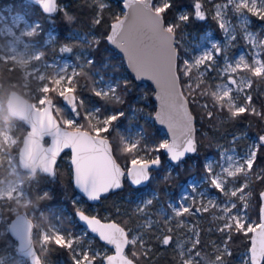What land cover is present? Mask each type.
<instances>
[{"label":"snow or ice","instance_id":"1","mask_svg":"<svg viewBox=\"0 0 264 264\" xmlns=\"http://www.w3.org/2000/svg\"><path fill=\"white\" fill-rule=\"evenodd\" d=\"M33 2L39 6L42 14L49 17L61 10L56 0ZM96 2L98 14L92 23L100 25L103 22V9L107 5L103 0ZM205 3H212V0H194V18L204 21L211 12L223 40L205 31L199 35L198 40L192 41V47H188V34L182 30V26L188 24L190 15L181 11L173 21L165 19V13L174 6L173 0H123V6L128 11L123 18L115 17L107 34L99 37L93 34L92 39L77 33L69 37L80 41L79 46L85 49L76 56V64L67 61L62 66L55 61L44 63L45 53L34 47L35 51L25 66V78L37 80L34 90L36 103L31 106L32 116L26 125L31 143L26 147L30 153H39L43 174L55 176L58 156L64 149H70L74 185L82 198L99 201L106 194L122 189L125 179L139 192L153 179L152 171L161 167L162 154L167 156L170 165L181 166L189 154L197 153L198 140L195 118L190 110L192 107L202 110L201 118L207 116L215 119L226 112L228 120H235L246 113L264 119V112L253 106L251 92L256 83H264V38L250 31V17L264 22V0H223L212 3V8L207 10ZM229 11L236 17L235 24L232 23ZM9 13L8 17L0 13V22L10 21L9 31L13 30V26L23 24L28 37L43 32L38 20L30 21L20 12ZM65 19L71 22L74 17L65 13ZM48 22L54 23L51 19ZM62 34L49 31L45 43L55 42ZM238 35L254 49L251 59L245 54L236 58L230 56V48ZM105 41L119 50L127 67L135 74V79L147 77L155 82L159 89L157 99L160 100L155 120L161 125H167L171 133L170 139L154 143L146 142V138L133 141L121 136L122 152L132 156L126 168H122L113 158L108 139L115 123L125 117L126 113L115 107L110 112H105L102 107L88 108L78 93V89L83 87L79 81L87 79L88 90L99 101L112 106L124 103L130 81L105 78L99 70H94L96 59L88 51ZM75 47V44H64L58 51L68 54ZM182 51L184 58H181ZM0 62L8 63V60L0 57ZM48 69L52 71L48 72ZM7 70L14 72L17 69L9 67ZM210 72L217 74L219 82L213 84L208 79L207 73ZM241 72L248 75H238ZM56 98L62 99L71 118H64L62 109L55 103ZM202 98H208L211 103H201ZM20 110L23 111V105ZM80 119L86 123L79 124ZM45 138H50V145L45 146ZM240 139L241 136L233 135L229 142L230 148L219 143L215 145L218 158H206L203 165V181L207 189L200 190L196 183L188 185L196 195L185 192L179 200L173 198L167 209L161 206L157 213L160 220L151 219L149 213L155 194L153 198L138 200L131 213H124L147 216L144 223H138L135 228L127 227V222L121 226L105 217L90 214L80 206L79 199L73 198L70 201L73 211L67 216L64 215L67 209L50 207L46 213H42L44 223L40 228H34L25 216H18L9 225V232L20 242V252L30 258L29 264H51L48 253L54 248L68 251L72 264H139L138 250L143 249L139 254L145 256L150 251V240H145V235L149 234H154L156 242L162 245L175 243L179 250L177 264H227L226 257L232 255L230 241L240 234L250 242L242 264H264V205L260 209L259 223L252 222L247 215L248 196L251 195L247 191L248 181L254 176L256 180L264 182V169L257 171L254 168L258 162V150L264 148V135H260L258 141L250 145L243 155L238 154L236 147ZM240 177H244L246 182L237 186L235 181ZM168 178L164 177L165 180ZM209 190H215L217 196H209ZM260 197L264 200V192L260 193ZM38 198L40 201L51 199L47 191L39 193ZM169 209L171 214H168ZM210 211L215 213L214 230L223 237L220 244L214 247L211 258L200 247L201 233L197 228H189L190 234L183 240L173 235L175 229L187 227L183 219L186 215ZM116 212L121 214L120 209ZM53 217L55 222H52ZM73 217L85 229L80 235H75L64 226L65 222H73ZM161 223L165 227L161 228ZM170 225H175V228ZM153 229L167 234H155ZM33 233L40 240L38 248L32 243ZM89 234L113 246L114 254L107 255L82 248L81 240ZM129 247L133 249L131 256L125 252ZM0 264H4L3 256H0Z\"/></svg>","mask_w":264,"mask_h":264},{"label":"rangeland","instance_id":"2","mask_svg":"<svg viewBox=\"0 0 264 264\" xmlns=\"http://www.w3.org/2000/svg\"><path fill=\"white\" fill-rule=\"evenodd\" d=\"M23 1L26 4H32L26 0ZM103 2L106 5H108L110 0H103ZM220 2H223V0H212V3H220ZM212 3H205V9L206 10L211 9ZM193 4L194 2L191 5L193 9L192 15H194ZM62 5L63 3L60 5L58 4V6H62ZM189 10L190 9H188L187 6L181 5L180 7L176 8L175 11H171L168 13L166 12L168 15H166L167 17L165 16V19L166 21L171 22L175 19L176 15L181 11L187 12L190 15ZM9 11H11L12 14L16 12L23 13L27 16V18L30 21L37 20L32 18L28 7H24L20 9L17 6H15L12 2L6 3L0 7V13H2L5 17H8L10 15ZM118 12L123 13L122 5H121V10ZM97 14H98V10L96 11L95 16ZM229 16L231 17L232 23L235 24L236 23L235 15L231 11H229ZM211 19H212V13L209 12L206 16V19L203 21L204 28L200 32L197 30L190 29L188 27L189 22L186 26H182V30L188 34L187 42H186L188 47H192V41L198 40L199 35L205 31L212 32L215 38L223 40V38L220 35V30L217 27L216 21L214 20L216 24V27H214L211 25L210 22ZM250 19L252 21L250 25V31L254 33H259L260 38H264V22L259 21L255 17H250ZM9 23L10 21L8 20H4L3 22H0V57H6L8 60L7 64H9V67H15L17 69L15 71L17 77L15 80L11 81V86L9 87V90L16 89L25 97L30 99L33 103H36L34 97V90L37 87V80L25 78V66L27 65L28 59L31 58L33 52L35 51V48L45 53L44 63L51 64L53 61H55L58 65L61 66L65 61H67L69 64H73V65L76 64L77 63L75 59L76 56L81 54L83 51H85V49H82L79 46L80 41L75 39H69L67 44L77 45V47L74 48V51L72 53H68V54L56 53L51 58H47L45 48L48 47L49 51H52L54 48L53 46L57 43V40L55 42L49 41L47 44L45 43V41L48 40L49 31H55L58 33L55 27H51L50 29H48L43 36V40L40 41L39 38H37L36 36L28 37L26 34L27 30L23 24L19 25L18 27L13 26V30L9 31ZM91 26L92 27L87 30H83L78 27H72L67 33V37L69 38L73 33H77L81 36H85L87 39H92L93 34L96 37H99L100 35L95 31L94 25L91 24ZM179 35L180 32L178 31L177 36L179 37ZM25 45H27L28 47L25 48ZM94 49L95 46L93 49H88V51L91 53L92 56H94L93 54ZM253 52L254 49L246 42V40L242 36L238 35L234 44L230 48L229 54L233 58L238 57L240 54H245L249 59H251ZM115 56H119L120 59L116 61H112L111 59H109V56L107 55L104 58V60L99 64V66L96 65L94 66V70H99L105 76V78H110L114 80L127 79L130 75L125 68L123 59L116 52H115ZM181 58H184L183 51L181 52ZM2 63L3 62H0V65ZM220 63L221 64L223 63L222 58H220ZM121 66H123V69L120 70L119 67ZM116 67L118 68V70H116L117 69ZM47 71L51 72L52 69H48ZM238 75L247 76L248 74L241 72ZM207 77L213 84L219 82V77H217V74L215 72L207 73ZM251 92L253 95V106L258 111L264 112V83H261V85L257 90L258 92L257 94H259L258 98H260L262 104L257 103V101L255 100L254 86L253 89H251ZM79 95L85 100L88 108H95L102 106V105L100 106L98 102L95 101L94 99H87L81 94ZM6 98L3 101L2 98L0 97V170L4 171V175L0 176V233L3 234L0 235V256L4 257V264H29L28 259L18 253L16 246L17 242L14 238L10 236L8 232L10 221L15 216V214L21 212L22 210H26L27 214L33 220L34 228H40V226L44 223L42 219V213H46L48 208L50 207L65 208L67 209V211L64 213L65 216H67L72 211L68 208V205L64 201L52 205L46 204L38 208L37 210L33 209V205H32L33 202L30 197V193L26 184L29 181L33 183L32 181H35L34 179L35 175L38 174L39 172H36L35 174L31 175L29 171L22 170L18 164V158H17L18 149L21 145L22 137L26 133L27 129L23 128L16 120L9 119L10 115L7 113L5 107ZM140 99L143 100V103L141 105H136V104L129 105L128 114L126 115V121L120 119L115 123L116 129L120 134V138L121 136H123L125 140H133V141L136 139L146 138V142L148 143H154L163 139H168L167 135L163 131H160L159 129L158 132H155L154 128H151L149 130L146 129V124L149 125L152 124L156 127L153 120V113L155 109L154 110L150 109L151 104L147 99L146 93L144 91L141 93ZM55 103L58 107L62 109V115L64 116V118H71V114L68 112V109L64 107V102L62 101V99L56 98ZM144 103L146 105H143ZM201 103L210 104L211 101L208 98H202ZM102 109L105 112H110L113 110V107L112 105H104L102 106ZM116 109L123 111L122 108H116ZM196 110H197V117L201 120V125L199 127L197 123L195 124L196 139L198 140V151L192 157L198 155L200 152L199 138L207 142L205 144L207 149H211L208 151V153L202 156L201 164L203 170L201 171L200 174L194 173L193 175H190L188 179H186L185 181L179 180L177 183L178 189L176 191H174V189L171 188L169 185L164 184L162 187L164 199H162L160 196V192L158 190L160 186V179L165 180L164 179L165 176H168L169 177L168 179H173L174 176L178 175L179 172L176 166L170 165L169 161L165 160V164L164 166H162V168L154 169L152 171L153 179L150 182H148L147 185L143 187L139 192H137L136 189L131 188L126 190L124 194H122L117 198L115 212L117 209H120L121 215H124L128 218L130 224L127 227L135 228L138 223H144V221L147 219V216L139 217V216L124 214L125 212L131 213V211L135 208L138 200L153 198V195L155 194L156 198L153 201V206L149 208V213L151 214V219L160 220V217L157 215V213L159 212L161 206L167 209L168 203L171 200H173V198H175V200H179L181 194L185 192H187L189 195H196V193L191 192L188 185L196 183L200 190L207 189L208 186L203 181V177H204L203 165L206 158H218L217 155L218 149L215 147L217 143L223 145L225 148H230L231 145L229 144V142L231 141L232 136L239 135L241 136V139L236 142V147L238 154L243 155L247 151L250 145L258 141V137L260 135H264V131L262 130L259 131L256 129V125L254 124L256 122H253V120L250 118V115L252 113H246V117L244 121H242V124L238 122L237 125H235L236 126L235 129L231 131H226L223 127V124L226 121H228V119H226V115H227L226 112L221 114L215 119H210L207 116H206L207 119H203L201 118L202 111H199L201 109L196 108ZM81 111L83 112L84 109H81ZM254 116L255 114L252 115L253 119H255ZM194 117L196 121L195 114ZM263 120L264 119H262V123H264ZM78 123L84 125L86 121L80 119ZM197 129L200 130L201 137L198 136ZM263 151L264 148H260L257 153L258 162L256 165H254V168L257 171H259V169H264V160L261 158V153ZM62 161L69 163V154L63 155ZM128 164L126 166H128ZM196 165H198V162H197V158L194 157L188 163V166L190 168H193ZM185 166H186L185 161H183L182 165L179 166V168H183ZM245 182H246L245 178L240 177L235 181V184L238 186L240 184H244ZM248 183H249V187L247 191L250 192L251 195L248 196L249 207L247 210V215L251 218L252 222L259 223L260 209L262 206V199L260 197V193L264 192V188L259 193H256L257 190L256 179L254 176L248 181ZM45 191L49 193L48 190ZM45 191L41 190L40 193H43ZM208 195L217 196L215 190H209ZM73 198L79 199L80 206L84 209H87L88 213L90 214L97 213V203L94 204L89 203V205H86L85 199L82 198L78 193ZM218 199L222 200L223 197H218ZM168 214H171L170 209L168 210ZM214 214L215 213L210 211L209 213H197L195 215H186L185 217H183V219L187 227L175 229L173 233L174 238L178 237L180 240L186 239L187 236L190 234L188 232V229L195 227L200 231V233L203 230L205 231L206 236L211 237L209 243L213 246L212 248L214 251V247L216 245H219L223 239L221 234L214 230L216 225V221L213 220ZM110 215H111L110 212L105 211L103 217L110 220L111 219ZM72 220L73 222H65L64 226L70 229L75 235L82 234L85 231V229L82 228L78 222H75L74 217L72 218ZM52 222H55L54 217L52 218ZM170 226L175 228V225H170ZM160 227L163 228L165 226L161 223ZM209 229L212 230L210 231ZM154 230L157 232L156 229ZM157 233L167 234L160 232ZM95 238L96 237L93 236L92 234H89L88 236H84L81 240L80 246L82 248L98 251L102 254L108 255L111 252V249L105 244L102 245L97 244ZM145 240H146V235H145ZM33 243L37 248L40 245V240L37 238L35 233H33ZM8 244H10L11 246L6 247V245ZM172 246L177 251L179 258V250L176 249L175 243H173ZM138 251L143 252V249H139ZM247 251L248 249L239 254L237 258L239 264H242L243 258L245 257ZM50 262L51 264H68L64 259H59L58 261H50Z\"/></svg>","mask_w":264,"mask_h":264},{"label":"trees","instance_id":"3","mask_svg":"<svg viewBox=\"0 0 264 264\" xmlns=\"http://www.w3.org/2000/svg\"><path fill=\"white\" fill-rule=\"evenodd\" d=\"M12 2L15 6L22 9L24 7H28L29 12L31 13L32 18L37 19L41 27L43 29V32L36 35L37 38H39L40 41L43 40V36L45 32L50 29L51 27H55L59 33H63L62 35L58 36L57 43L53 46V50L49 51V48H45L46 57L51 58L56 53H59V47L61 45L67 44L69 38L67 37V33L72 27H78L83 30H87L91 28V24L93 18L95 17L96 11L98 10V6L95 2V0H57V5L62 4V6H58L59 11L52 14L51 17L47 16V14H42L40 12L39 7L36 4H26L23 0H0V7L3 6L6 3ZM194 0H173V7L167 11H175L176 8L180 7L181 5H185L190 9V21L188 27L192 30L202 31L204 28L203 21H197L194 18L193 9L191 7ZM121 10V4L119 0H110L109 4L103 9L102 17L103 22L100 25H94L95 31L101 36L102 34H107L109 30V26L111 21L115 19V17L120 16L122 13L118 12ZM65 13L68 15H71L74 17V19L69 22L65 19ZM165 13V16L168 15ZM167 17V16H166ZM53 20L54 23L50 24L48 21ZM211 25L216 27V24L213 19H211ZM115 50L111 49L107 42H102L98 47H95L94 49V57L96 59V66H99V64L104 60V58L108 55L109 59L112 61H116L119 58V56H115ZM9 68V64L2 63L0 65V97L4 101L7 93L9 91V87L11 86V81L15 80L17 77L16 72H10L7 69ZM117 68V67H116ZM120 70L123 69V66L119 67ZM118 70V68L116 69ZM127 80L130 81V87L128 89V92L126 95H124V103L120 105H115L112 107L115 108H122L123 111L128 114L129 105H141L143 103V100L140 99L141 93L144 91L146 93V97L149 100L151 107V110L155 109V105L151 100V95L153 93L152 87L148 83H140L132 79V77H128ZM80 85L83 87L78 89V93L84 96L87 99H94L98 102V104L101 106L106 105L103 101H99L98 98H95L91 95L90 91L88 90L89 82L87 79H81L79 81ZM261 83H256L254 85L255 88V100L257 103L262 104V101L260 98H258L257 90ZM143 105H146L145 103ZM101 106V107H102ZM191 110L196 116L195 124L201 125V120L197 117V110L196 108L192 107ZM202 111V110H199ZM126 115L125 117L121 118V120L126 121ZM253 114L250 115V118L253 120V122L256 125V129L259 131H264V123H262V118L260 116L255 115V119L252 117ZM246 117V114L243 116L235 119V120H228L223 124V127L226 131H231L236 128L235 125L237 123H241L244 121ZM9 119L16 120L23 128H26V126L16 118L9 116ZM203 119H207L206 116L203 117ZM264 121V120H263ZM198 127V128H199ZM151 128L155 129V132H158L159 130L154 125L146 124V129L149 130ZM27 129V128H26ZM198 136L200 135V130L197 129ZM108 137L111 140L113 153L116 157V159L121 163L123 167H126V165L129 163L131 156L127 153L122 152L123 148V142L120 138V134L116 129V125L114 126V130L110 131V134ZM200 140V147H199V154L194 156L197 158L198 165H196L193 168H190L188 166V163L191 161L193 155L188 156L184 161L186 166L183 168H179V166H176L178 168V175L174 176L173 179H167L162 180L160 179V186L158 188L160 192V196L162 199H164V195L162 192V187L164 184L169 185L171 188L176 191L178 189V181H185L188 179L190 175H193L194 173L200 174L202 169V156H204L206 153H208L209 150L205 146L207 143L205 140ZM65 154H69V152H64L61 157L58 160V164L55 168V176L49 177L43 174H36L34 179L35 181L27 182V187L30 193V197L32 199V205L33 209L37 210L38 208L44 206V205H52L57 204L59 202L64 201L68 208L73 211V206L71 204V200L73 197L77 194L76 190L73 187L72 180H71V168L69 166L68 162L62 161V156ZM261 158L264 160V151L261 153ZM165 160H167V157L162 154V166L165 164ZM4 175V171L0 170V176ZM33 179V180H34ZM135 189L133 186L129 185V183L125 180L124 187L121 190L115 191L113 193H110L100 199V201L97 203V215L100 217L104 216L105 211L110 212V218L119 222L121 225H125V222H127V226L130 224L128 218L124 215L117 214L115 212L116 208V202L117 198L124 194L126 190L128 189ZM256 193H259L264 188V182L260 180H256ZM41 190H48L51 199L40 201L38 196ZM86 205H89V202L85 200ZM153 206V205H152ZM153 233L158 234L154 229ZM201 241L202 245L200 246L203 253L211 258L213 253V246L209 243L210 236L205 235V231H201ZM146 240H150L148 255H140L139 253H142L138 251V260L139 264H177L179 258L177 251L173 248L172 244L169 246L162 245L155 240L154 234L146 235ZM95 241L97 244L102 245L100 241H98L97 238H95ZM250 247V242L247 237L243 235H235L233 239L230 241V249L232 255L230 257H226L227 264H239L237 258L240 253L247 250ZM54 248V246H53ZM133 249L131 247L126 249V253L131 256V252ZM48 259L50 261H58L59 259H64L68 264H72L71 255L68 251L64 249H55L50 251L48 253Z\"/></svg>","mask_w":264,"mask_h":264},{"label":"water","instance_id":"4","mask_svg":"<svg viewBox=\"0 0 264 264\" xmlns=\"http://www.w3.org/2000/svg\"><path fill=\"white\" fill-rule=\"evenodd\" d=\"M32 4H35L33 2V0H26ZM121 2V5H122V9H123V13L121 14V18H123L124 16V13H126L128 11L127 8H125L123 6V0H119ZM56 3H57V0H56ZM38 6V5H37ZM39 7V6H38ZM114 22V20L112 21ZM111 22V23H112ZM110 23V25H111ZM110 31V27H109V30L108 32ZM109 47H111L112 49H114L116 51V53L118 55L121 56V58L123 59V62H124V65H125V68L127 70V72L129 73V75L132 77V79H134L135 81L137 82H140V83H148L152 89H153V93H152V96H151V100L152 102L155 104V110H154V113H153V120H154V123L156 125V128L159 129L160 131H163L168 139L171 138V133L168 131V128H167V125H161L158 121L155 120V113L157 111H159L160 109V100L157 99V96H158V93H159V89L157 88L156 84L154 81H152L151 79L147 78V77H144V78H141V79H135L134 76L135 74L131 72V70L127 67L125 61H124V58L123 56L120 54L119 50L115 48V46L107 43ZM34 103L28 99L27 97H25L23 94H21L19 91H17L16 89H10L7 93V98H6V101H5V107H6V110H7V113L16 118L17 120L21 121L25 126L29 123L30 119H31V116H32V105ZM23 105V111L20 110V106ZM191 110V109H190ZM55 115V114H54ZM194 116V114H193ZM195 118V117H194ZM196 128V126H195ZM71 130V129H69ZM28 131V130H27ZM27 131L26 133L23 135L22 137V141H21V145L18 149V154H17V158H18V164L20 166V168L22 170H26V171H29L31 175L35 174L36 172H39L40 174H43V163H42V160H41V157L39 155L38 152H29V149L26 147V145H30L31 143V139L30 137L28 136L27 134ZM196 134V133H195ZM109 139V138H108ZM51 143V140L50 138H45L44 140V144L45 146H48L50 145ZM109 144L111 145V148H112V144H111V141L109 139ZM69 152V166L71 168V180H72V184H73V187L74 189L76 190V192L81 196V194L79 193V191L75 188V185H74V180H73V165L71 163V157H72V152L70 149H64L60 155L58 156L57 158V161H56V165H55V168L58 164V160L59 158L61 157V155L64 153V152ZM112 155H113V158L116 159L114 153H113V148H112ZM193 154H189L188 156H191ZM187 156V157H188ZM167 157V156H166ZM186 157V158H187ZM185 158V159H186ZM184 159V160H185ZM117 160V159H116ZM168 160V158H167ZM117 163L121 165V163L117 160ZM122 168H124L122 165H121ZM43 175H46V174H43ZM46 176H49V175H46ZM49 177H53V176H49ZM126 180V179H125ZM127 181V180H126ZM125 182V181H124ZM124 187V186H123ZM121 190V189H120ZM118 191V190H117ZM113 193V192H112ZM110 194V193H109ZM108 195V194H106ZM105 195V196H106ZM87 202L91 203V204H94V203H97L99 201H88L86 198H84ZM262 205H264V200H262ZM18 216H25L26 219L31 222V224L34 226V223H33V220L31 219V217L27 214L26 210H22L21 212H18L17 214H15V216L11 219L10 221V224L18 217ZM111 221H115L113 219H110ZM117 222V221H115ZM79 223V222H78ZM119 223V222H117ZM9 224V225H10ZM123 226V225H121ZM8 232H9V227H8ZM10 234V232H9ZM93 236H95L94 234H92ZM10 236L12 238L13 235L10 234ZM96 237V236H95ZM28 237H26L27 239ZM98 239V241H100L102 244H105V242L99 240L98 237H96ZM17 242V251L19 254H21L22 256L26 257L28 259V262H29V257L25 256L22 252H20V242L14 238ZM31 239H32V243H33V235L31 236ZM34 244V243H33ZM106 246H108L110 249H111V252L108 254V255H112L114 254V248L113 246L111 245H107L105 244ZM127 249V248H126ZM126 249H125V252H126ZM127 254V253H126Z\"/></svg>","mask_w":264,"mask_h":264}]
</instances>
